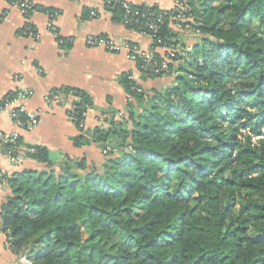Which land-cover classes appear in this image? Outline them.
<instances>
[{
	"label": "trees",
	"instance_id": "obj_1",
	"mask_svg": "<svg viewBox=\"0 0 264 264\" xmlns=\"http://www.w3.org/2000/svg\"><path fill=\"white\" fill-rule=\"evenodd\" d=\"M180 1L199 42L168 69L157 59L158 71L145 70L175 74L176 85L152 98L124 75L125 123L74 140L110 147L104 169L70 157L58 167L36 147L28 157L45 170L5 177L0 231L19 262L264 264V139L252 140L264 136V0ZM159 10L130 14L141 24ZM108 11L123 22L119 5ZM176 17L167 12L154 49L176 48ZM140 24L126 28L151 34ZM61 90L76 95L82 120L92 98Z\"/></svg>",
	"mask_w": 264,
	"mask_h": 264
},
{
	"label": "crops",
	"instance_id": "obj_2",
	"mask_svg": "<svg viewBox=\"0 0 264 264\" xmlns=\"http://www.w3.org/2000/svg\"><path fill=\"white\" fill-rule=\"evenodd\" d=\"M24 1L35 4L39 11L26 17L7 0H0V102L8 94L15 93L22 84L34 92L26 102L28 110L41 111L42 115L34 131L21 132L27 156L18 165L11 163L5 149L0 147V193L3 199L10 190L2 184V174L12 176L26 169L45 170V165L28 157V153L36 147L45 148L50 161L58 167L70 157L85 158L88 166H95L101 171L104 169L107 158L99 145L75 146L74 140L81 135V131L69 119L65 108L48 107L45 97L50 92L70 88L87 93L93 105L89 109L86 126L87 131L92 132L97 128L101 115L119 111L127 113L129 100L121 83L124 75L131 76L133 82L152 98L176 84L175 74L149 75L140 70L138 63L130 60L126 52L114 53L87 45L90 37H110L119 44H136L144 52L155 51L156 58L163 61L165 48L154 49L150 38L116 22L101 0ZM126 1L168 12L174 10L176 0ZM94 9L99 10L97 18L90 17ZM46 10L59 12V16L51 20ZM27 26H32L40 34L39 40L24 35ZM171 27L175 24L172 23ZM178 38L176 35L175 42L180 40ZM59 40L64 41L62 47ZM179 42L183 50L196 43L191 45L185 38ZM16 74L24 76L21 84L14 80ZM0 130H17L9 110L0 112ZM5 248H8L6 237L0 231V264H13L18 257L10 249L11 254L7 255L2 250Z\"/></svg>",
	"mask_w": 264,
	"mask_h": 264
},
{
	"label": "built area",
	"instance_id": "obj_3",
	"mask_svg": "<svg viewBox=\"0 0 264 264\" xmlns=\"http://www.w3.org/2000/svg\"><path fill=\"white\" fill-rule=\"evenodd\" d=\"M104 6L108 9L109 7H113L115 5H119L124 11H125V17L123 19L122 24L126 27L129 24H140V20L134 18L135 15L138 13L131 15V8L135 7L136 5L132 4L131 2H128L126 0H101ZM9 4L12 7L18 8L22 14L26 17L31 16L35 12L39 11V7H37L35 4L31 2H27L24 0H7ZM174 11L177 14L176 20L179 27H181L182 23L186 24V28L190 27L189 24H187V20L185 19V15L182 11V3L180 0L175 1V8ZM47 15L51 20H54L59 16V12H54L52 10H46ZM167 14L166 11L159 10V13H150L148 15H142V19L146 20L142 22L140 25L144 28L151 31V34H148V32L143 31L140 32L142 36L148 37L153 42L154 38L156 37V34L159 32L160 27L162 24H164V17ZM91 18H97L99 17V10L94 9L90 13ZM51 26V25H50ZM24 35L31 36L36 40L40 39V34L35 32V30H30V28H26L24 30ZM87 45L91 48H104L106 50H109L110 52L114 53H121L126 52L127 57L138 63L139 69L144 71L147 70V68L150 65H154L155 62H157L155 51L152 52H144L140 46L132 43H125V44H119L115 42L110 37H90L86 41ZM64 45L63 40H59V46L62 47ZM161 48V47H158ZM157 49V48H155ZM174 54L166 55V59L161 62L160 69H167L166 67L168 64L165 63L169 59L173 58ZM157 67V65H154ZM158 68V67H157ZM22 74H16L14 76V80L21 84L23 80ZM132 80V77H129ZM135 84V83H134ZM135 90H137L139 93L142 92V89L135 84L134 86ZM34 95V92L27 88L25 85H19L17 90L14 93V97L11 99L5 100L4 106L0 108V112L6 110H9L11 118L15 125L17 126V130H13L10 132L1 131L0 130V147H7L6 155L9 158L10 162L14 165H18L22 160H24L27 156L25 149L22 145V133L21 132H32L34 131L40 124L41 121V111H30L28 110L26 106V102ZM78 99L75 94L72 92L65 93L61 89L54 90L46 95L45 101L49 108H55L58 106H61L67 110V115L69 119L79 128V130L86 132L87 126H86V120L88 117V112L91 107H88L84 113H82V120H79L78 113L76 112V106H75V100ZM131 101V99H129ZM117 116H107L105 120H100L98 122V127L100 130H107L112 127L111 122H114V126L119 124L120 122H123L126 120V113L119 111L115 113ZM120 120L118 122L117 120ZM88 132V131H87ZM90 133V132H89ZM90 135V134H88ZM259 139H264V136L261 137H252L253 143H256ZM112 149L108 147L106 151H104L105 154L108 152H111ZM5 174H2V184L6 185V176ZM1 206L2 201L0 197V213H1ZM2 223L1 214H0V226ZM21 264H31L30 261L23 257L20 259Z\"/></svg>",
	"mask_w": 264,
	"mask_h": 264
},
{
	"label": "rangeland",
	"instance_id": "obj_4",
	"mask_svg": "<svg viewBox=\"0 0 264 264\" xmlns=\"http://www.w3.org/2000/svg\"><path fill=\"white\" fill-rule=\"evenodd\" d=\"M175 8V7H174ZM172 28V27H171ZM172 30H173V32H174V34L175 35H177L179 38L178 39H180L179 41H182V39L184 40V38L185 39H187V43H189V44H193V43H195V42H199V40H200V38H201V35L199 34V33H197L193 28H191V27H187L186 28V24L185 23H182L181 24V27H179L178 25H176L175 24V27H173L172 28ZM189 49H190V47H189ZM164 50V55H163V59L165 60L166 59V55H171L172 53L174 54V57L173 58H175V56H176V54L178 53H181V52H183L182 54L184 55V53L185 52H187V50L188 49H184L183 50V48L181 47V43L179 42L178 43V45L176 46V48H168V49H163ZM182 55V56H183ZM157 61V60H156ZM171 62V60L169 59L168 61H166L165 63H167L168 65L166 66V67H169V63ZM174 64H175V66L176 65H178L179 63H180V61H175V62H173ZM154 65H157V62H155V64ZM158 66V65H157ZM168 69V68H167ZM176 85V84H175ZM107 116H110V117H113V116H117L116 114H114V113H110V114H104V115H101V117H100V120H105L106 118L108 119L109 117H107ZM126 119H128V117H126ZM120 120L121 119H119V120H117L118 122H120ZM106 121V120H105ZM122 121V120H121ZM121 123V122H120ZM119 123V124H120ZM123 123H125V121L123 122ZM110 124V123H109ZM98 127V126H97ZM125 127H128L127 126V124H125ZM81 131V130H80ZM94 132V130L92 131V132H83V131H81V134H86V135H88V134H92ZM102 154L104 155V152L102 151ZM105 156V155H104ZM4 252H6V254L8 255V254H11V251L9 250V248H5V249H2ZM4 257V253L3 254H1V259ZM15 264H21L20 262H19V258H18V260H16L15 262H14ZM13 263V264H14Z\"/></svg>",
	"mask_w": 264,
	"mask_h": 264
},
{
	"label": "water",
	"instance_id": "obj_5",
	"mask_svg": "<svg viewBox=\"0 0 264 264\" xmlns=\"http://www.w3.org/2000/svg\"><path fill=\"white\" fill-rule=\"evenodd\" d=\"M149 68L152 69V70L157 69V67H155L154 65H150Z\"/></svg>",
	"mask_w": 264,
	"mask_h": 264
}]
</instances>
